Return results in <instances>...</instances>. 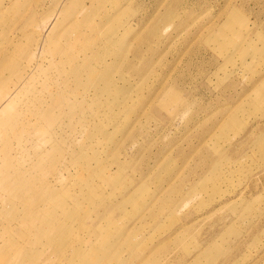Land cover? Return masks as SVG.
I'll use <instances>...</instances> for the list:
<instances>
[{"label":"rangeland","instance_id":"1","mask_svg":"<svg viewBox=\"0 0 264 264\" xmlns=\"http://www.w3.org/2000/svg\"><path fill=\"white\" fill-rule=\"evenodd\" d=\"M0 264H264V0H0Z\"/></svg>","mask_w":264,"mask_h":264}]
</instances>
